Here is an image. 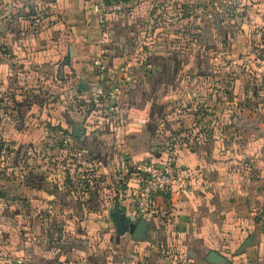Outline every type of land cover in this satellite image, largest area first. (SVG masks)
<instances>
[{"label": "crops", "instance_id": "1", "mask_svg": "<svg viewBox=\"0 0 264 264\" xmlns=\"http://www.w3.org/2000/svg\"><path fill=\"white\" fill-rule=\"evenodd\" d=\"M94 1L0 0V141L15 160L61 139V149L76 144L98 174L87 179L100 174L97 193L79 190L83 202L45 179L24 200L30 184L41 185L40 173L19 199L0 200V264H209L210 252L227 264H264V0H229L212 19L191 16L196 43L185 54L175 50L177 23L189 20L188 4L208 8L205 0H124L130 7L102 22ZM172 17L177 23L156 26ZM97 57L129 76L117 114L61 107L63 98L67 105L88 97L95 76L87 66ZM189 64L210 89H183ZM210 65L217 68L204 69ZM169 156L183 185L153 195L149 215L139 216L138 165L161 166ZM41 207L54 219L40 222ZM114 207L145 222L143 239L117 235L107 216ZM65 211L75 229L61 236L54 212Z\"/></svg>", "mask_w": 264, "mask_h": 264}, {"label": "rangeland", "instance_id": "2", "mask_svg": "<svg viewBox=\"0 0 264 264\" xmlns=\"http://www.w3.org/2000/svg\"><path fill=\"white\" fill-rule=\"evenodd\" d=\"M205 5H208V8L206 6H200V7H194L191 6V4H188V9L184 8V12L189 11V20H183V23L180 22H174L175 18H171L169 23H166V20L164 23L159 24V22H157L156 26H160L163 27L164 25L167 24H172V23H177L178 24V33L174 34V38L173 41L176 45L175 50L178 51L179 53H183L185 54V52H187V50L191 51V46L190 44H195L196 43V32H195V22H193L191 16L194 18L195 15H198L199 17H206L207 19H212V16L214 14L215 11L217 10H222V7L225 6L226 4L229 5L230 1L229 0H205ZM132 7V6H131ZM194 7V8H193ZM205 7V8H204ZM191 8V9H190ZM196 13V14H195ZM174 15V13H172ZM166 19V18H165ZM161 20V19H160ZM176 21V20H175ZM151 41V40H149ZM188 43H190L188 45ZM195 49V47H194ZM141 52V51H140ZM143 53V52H141ZM144 54V53H143ZM145 55V54H144ZM143 55V56H144ZM142 56V55H141ZM146 56V55H145ZM185 67L183 68L182 72L180 73L181 76H184L183 78H180V82L179 84H183V89H185L186 91H188L190 93V91L192 90H197V85H200V88L202 87V90L205 89H210V83L208 85V83H204L203 82V76L201 78H198V74L196 72V68H193L191 64H189L188 66L184 65ZM217 68V66L215 65H210V67L208 69H206V67L204 68L205 70H208L209 72H213V70H215ZM205 72V71H204ZM217 72V71H216ZM197 79H199L198 81L200 82V84H197L198 81H196ZM183 80V81H181ZM213 87V85H212ZM53 98V96H52ZM61 99V96H58V93H56L55 95V100H58L57 102H53V106H51V110H53L54 104L58 103L59 100ZM87 97H77L76 99L74 98V100L70 99L68 104H64L62 103V100H64L63 102H66V100L63 98L60 102V106L61 107H69V109H73V111L75 112H80L81 110H78V105L82 108L83 106V111H87L89 109V105L87 103ZM48 100V99H47ZM181 104H179L178 106H180ZM40 113L43 112L44 108L47 111V107H43V104H40ZM58 106V109L61 110L60 114H64L65 112H68L67 109H63ZM14 111V110H12ZM71 112V111H69ZM48 113V112H46ZM175 116H181V113L179 112H175ZM12 114L14 115V113L12 112ZM79 114V113H78ZM80 115V114H79ZM79 115H74V116H78ZM186 116V115H184ZM31 117V116H30ZM30 119V118H29ZM188 119H192V117L187 116L186 118ZM91 122H93V120H90ZM181 134V132L179 133ZM186 137V136H184ZM48 138V137H47ZM171 138H174L177 140V136H173ZM46 139V138H44ZM53 139H56V137L54 136ZM179 139H182V136H180ZM59 140V139H58ZM61 141V139H60ZM57 141L55 144L49 142L48 140H44L43 143L39 144L38 146L36 145L34 148L36 150H34L33 147H29V151L28 153L24 154L23 157L21 156H16L15 160H11V154L15 153V150H13L12 148L8 147L5 145V143H3L2 141H0V192H2L4 194V196L6 197V200L8 202H13L14 200L19 199V197L21 196V187L28 184V182L26 180H29L30 176L35 173L36 175L40 173V176H42L43 181L41 180V186H47V182L44 181L47 180L48 183H50L52 186H57V185H61V187L64 186L67 187V189H69L68 193L69 195H67L69 198L72 199V201H77L79 202H83V200L87 199L86 194H82V191H79L80 189H90V194L93 192L97 193V190H95V185L97 183V181H100V174L98 176V178H93L91 181L89 179L86 178V175L90 173V175H98L95 170H91L93 169V167H91V165H88L84 159H82L79 156V152H78V148L75 147V145L68 146L65 149H61L62 147L59 145V142ZM60 146L55 150H53V146ZM171 149L174 150V146H171ZM58 150V152L56 151ZM171 150V151H172ZM58 153V154H57ZM11 157V158H10ZM90 181V183H89ZM124 181L121 180L119 181V185L121 188H125V185H122L121 183ZM87 182V183H86ZM49 184V185H50ZM85 184L87 185V187L85 186ZM50 185V186H51ZM111 186V183L109 181H104V185L102 187H107V186ZM107 189V188H106ZM126 189V188H125ZM102 190V189H101ZM88 191V192H89ZM101 193V192H100ZM91 196V195H90ZM93 196V195H92ZM95 196V195H94ZM117 206H119V202L115 203ZM35 213L36 216L40 219V222L42 221H47V219H54V216L51 213H48V210L45 208H35ZM27 210H24V214L28 215ZM55 218L57 220V218L59 219V222L61 224V226H59V233H61V236L66 232H71L73 230V228L75 229V227L73 226V220L68 218L69 212L65 211L64 213H60V215L56 212H54ZM29 216V215H28ZM70 216V215H69ZM28 220H31L30 216L28 218ZM70 220L72 222H70ZM65 225V226H63ZM31 230L29 231L28 234L35 235L37 233V230H35V228H33V226H31ZM43 231H45V229H43ZM58 232L56 231V234ZM61 247V245H56V251L59 250H63ZM60 254V253H59ZM225 259V258H224ZM226 260V259H225ZM227 261V260H226ZM228 263V261H227Z\"/></svg>", "mask_w": 264, "mask_h": 264}, {"label": "built area", "instance_id": "3", "mask_svg": "<svg viewBox=\"0 0 264 264\" xmlns=\"http://www.w3.org/2000/svg\"><path fill=\"white\" fill-rule=\"evenodd\" d=\"M129 7V3L124 0L116 2L95 0L92 3V11L100 22L106 16L124 11ZM87 71L95 76L94 83L88 89L87 100L90 107L92 109L106 108L110 116L117 114L116 99L122 86L129 81L125 69L110 66L105 59L97 57L87 66ZM137 169L142 177V185L135 196L139 216L149 215L153 195L168 192L174 187L183 185L180 172L173 165L172 156H169L161 166L153 163H141Z\"/></svg>", "mask_w": 264, "mask_h": 264}, {"label": "water", "instance_id": "4", "mask_svg": "<svg viewBox=\"0 0 264 264\" xmlns=\"http://www.w3.org/2000/svg\"><path fill=\"white\" fill-rule=\"evenodd\" d=\"M108 1L116 2L117 0ZM107 213L117 235L122 236L123 234L128 233L132 235L133 239L139 240L145 237L142 236L143 230L145 231L147 229L145 222H132L128 217H126L123 209H118L116 207L110 208ZM206 260L209 264H227V261L215 252H210L206 257Z\"/></svg>", "mask_w": 264, "mask_h": 264}, {"label": "trees", "instance_id": "5", "mask_svg": "<svg viewBox=\"0 0 264 264\" xmlns=\"http://www.w3.org/2000/svg\"><path fill=\"white\" fill-rule=\"evenodd\" d=\"M27 182H30L31 181V183H33V181H32V177H30L29 178V180H26ZM41 181V180H40ZM33 186V187H32ZM38 186H41L40 185V183H38L37 185H32V184H30V186H29V188H28V192L27 193H23V199L24 200H27L28 198H30L31 196H32V193H30V191L32 190V189H34V187H38ZM36 192H37V190H36ZM36 194H38V196H39V193H35L34 194V196H36ZM5 199V196H4V194L2 193V192H0V200H4ZM8 209H9V207H8ZM16 212V209H14V208H12V213H15ZM107 216H108V213H107ZM109 218V217H108ZM110 219V218H109ZM111 221V220H110ZM112 227H113V224H112ZM114 228V227H113ZM59 248H62V247H59Z\"/></svg>", "mask_w": 264, "mask_h": 264}]
</instances>
